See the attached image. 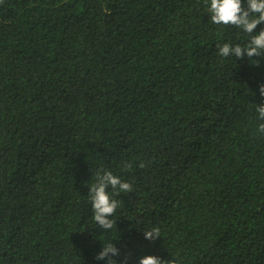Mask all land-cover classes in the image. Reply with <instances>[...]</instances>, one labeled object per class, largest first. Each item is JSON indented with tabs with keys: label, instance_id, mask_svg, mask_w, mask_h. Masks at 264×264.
<instances>
[{
	"label": "trees",
	"instance_id": "1",
	"mask_svg": "<svg viewBox=\"0 0 264 264\" xmlns=\"http://www.w3.org/2000/svg\"><path fill=\"white\" fill-rule=\"evenodd\" d=\"M207 7L0 0V264H106L109 241L117 264H264V54L220 57L250 37ZM101 169L133 185L108 232Z\"/></svg>",
	"mask_w": 264,
	"mask_h": 264
},
{
	"label": "clouds",
	"instance_id": "2",
	"mask_svg": "<svg viewBox=\"0 0 264 264\" xmlns=\"http://www.w3.org/2000/svg\"><path fill=\"white\" fill-rule=\"evenodd\" d=\"M207 11L210 13V21L215 25L232 26L247 34L250 39L243 46H235L224 43L218 46V55L223 58L234 57L235 59L261 57L264 54V28L258 35H253L258 25L264 24V0H246V7L242 0H206ZM255 63L254 61H252ZM259 95L262 102L259 106L252 105L257 113V119L264 121V85L259 86ZM258 134L264 135V123H259L256 129ZM124 170H130L131 163L122 165ZM139 167H145L141 162ZM133 185L114 175L110 170H97L95 182L88 188V200L91 204L92 220L98 229L104 232L116 229V220L113 217L116 210L122 205L118 197L121 193H131ZM145 240L154 242L161 236L159 227H152L143 232ZM120 256V249L109 241L102 250L94 257L97 261H106V264H117L114 257ZM128 255H125L120 264H128ZM138 264H173V261L164 260L158 256L147 255L139 259Z\"/></svg>",
	"mask_w": 264,
	"mask_h": 264
}]
</instances>
